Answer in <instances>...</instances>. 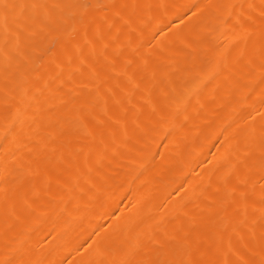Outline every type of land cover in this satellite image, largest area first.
I'll use <instances>...</instances> for the list:
<instances>
[{
  "label": "bare ground",
  "instance_id": "bare-ground-1",
  "mask_svg": "<svg viewBox=\"0 0 264 264\" xmlns=\"http://www.w3.org/2000/svg\"><path fill=\"white\" fill-rule=\"evenodd\" d=\"M0 264H264V0H0Z\"/></svg>",
  "mask_w": 264,
  "mask_h": 264
}]
</instances>
